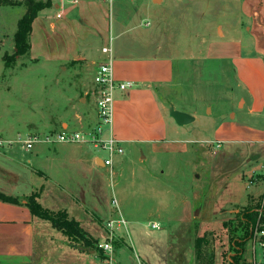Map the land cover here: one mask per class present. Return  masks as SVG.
I'll list each match as a JSON object with an SVG mask.
<instances>
[{"label": "rangeland", "instance_id": "obj_1", "mask_svg": "<svg viewBox=\"0 0 264 264\" xmlns=\"http://www.w3.org/2000/svg\"><path fill=\"white\" fill-rule=\"evenodd\" d=\"M39 1L45 3L48 0ZM110 4L113 46L118 33L120 45L141 48L145 56L173 59L176 82L159 93L160 100L171 124H176L170 117L171 107L195 120L183 128L177 127L178 132L170 131L154 154L146 146H142L144 150L132 151L124 145V154L114 158V191L105 169H98V179L103 174L102 186L93 202L90 198L87 205L57 204L51 197L47 203L41 200L55 212L66 209L70 218L80 223L92 245L70 241L46 222L47 235L37 246L35 264H144L145 241H157L160 232L148 227L149 224L157 221L164 231L167 228L163 224H177L166 221L162 215L174 213L181 201L189 199L191 194L195 206L210 201L209 206L213 208L226 186L232 192L244 190L247 202L249 197L257 198L262 194L257 204L259 212L264 213L263 152L258 153L260 157L250 165H236L232 161L225 162L227 145L217 150L214 160V146L208 145L223 137H243V122L264 128V114L255 122L257 116L249 117L246 110H241L240 101L248 97L237 86L235 69L231 67L227 71L226 64L207 62L208 45L225 32H233L242 21L247 22L241 12L242 0H112ZM20 5L0 6V23L6 21L5 29L2 26L0 29V33L6 35L0 37V135L3 138H15L17 134H54L45 125L34 128L33 123L43 124L46 119L62 116L68 99L76 95L85 104L86 89L81 83L86 80L85 83L91 84L93 77L92 71L86 68L74 72L69 64L49 63L44 57L33 60L30 54L18 57L12 68L5 69L3 57L13 55L15 50L17 19L27 10L23 3ZM119 23L128 28L119 27ZM248 27L247 23L243 31L241 26L243 36H247ZM97 127L98 124L78 133L93 134ZM105 136L108 137L107 133ZM5 145L13 148L21 159L32 156L31 153L39 154L40 158L32 165L43 170L44 178L38 176L42 182L40 187L44 185L52 195L55 187L64 185V176L70 174L67 166L69 148L82 146L91 156L103 161L108 158L104 149L91 143L40 144L29 152L17 144ZM183 146L188 148L187 152L181 149ZM144 155L147 158L142 157ZM259 175L261 181L255 182ZM114 197L119 211L111 204ZM116 215L127 222L130 239L126 242L122 239L121 229H116L113 240L109 239L107 225L117 218ZM226 222L231 236L237 227L238 230H252V238H255L256 229L264 227L260 223L254 227L236 216ZM104 241L112 244V252L106 254L98 249L97 245ZM262 253L258 244L248 245L247 257L251 260L255 255L257 262L262 261ZM157 260H153L155 264H158Z\"/></svg>", "mask_w": 264, "mask_h": 264}, {"label": "crops", "instance_id": "obj_2", "mask_svg": "<svg viewBox=\"0 0 264 264\" xmlns=\"http://www.w3.org/2000/svg\"><path fill=\"white\" fill-rule=\"evenodd\" d=\"M50 2L51 7L41 11L32 24L29 53L31 59L39 60L44 57L49 63L69 64L74 72L78 68H86L92 71L93 77L91 84L88 81L85 83L86 80L81 83L86 89L85 104H82V98L78 100L77 95L71 97L73 99H68L62 116L46 119L43 124L35 122L34 128L38 129L45 125L50 133L55 134L76 133L96 126L98 115L93 78L98 68L111 59L115 80L132 83L133 87L124 92L119 90L115 92L113 124L108 135H112L122 147L126 145L132 148V151L146 146L152 150V154L158 152L168 133L178 132L177 127H180L168 121L167 112L159 95L162 90L172 87L176 82L174 60L167 57L145 56L141 48L120 45L118 33L114 37L116 44L113 46L110 4L112 0H50ZM241 12L247 22L242 21L233 32L228 34L225 32L220 39L212 41L208 45L207 62L226 64L227 71L231 67L235 69L237 86L248 97L240 101L241 110H246L249 117L257 116L256 122L264 114V0H242ZM21 18L17 19V24ZM247 23L248 34L243 36L241 26L244 31ZM5 24V20L1 22L0 29L1 26L5 29ZM118 25L128 28L121 23ZM1 36L6 35L0 33ZM104 48H109L111 54H103ZM232 116L236 119L235 114ZM243 126L245 127L243 137H223L222 140L208 144L214 146L213 160L218 153L217 150L225 145L228 147L224 152L225 162L232 161L236 165H250L260 157L258 153L264 154V128L257 125L248 126L244 122ZM0 136L2 142L14 138ZM64 145L68 144L61 146ZM181 149L188 151L186 146ZM67 151L70 174L64 176V185L59 184L55 187L52 195L44 185L40 187L42 182L39 177L43 179L45 173L32 165L40 158L38 153L34 155L31 153L32 156L21 159L13 148L0 146V193L22 203L9 204L0 201V264H35L37 246L42 237L47 235V223L31 214L24 205L26 198L33 193L41 192L39 202L43 200L47 203L51 197L57 204L87 205L88 198L93 202L101 190L103 174L101 173V179H98V169L100 171L105 169L111 183L114 180L115 163L112 169L104 167L102 159L91 156L82 146L69 148ZM142 157L147 158V155ZM46 179L50 180L48 177ZM260 181L259 175L255 182ZM115 187L116 184L112 183L113 191ZM261 197L262 194L257 198L249 197L247 202L244 190L232 192L229 186H226L222 189L219 200L211 208L210 201L204 202V205L201 203L200 207L195 206L191 194L190 200L181 201L174 213L162 215L166 221H174L177 224L170 226L163 224L167 228L165 231L157 221L148 225L160 232L157 241L146 239V247H143L144 264H155L153 260L157 259L158 264H198L195 239L203 238L207 233L214 235L213 264H232L235 255L233 240L247 239L246 230H233L231 236L224 222L236 216L243 208L255 206ZM50 210L55 212V209ZM155 224L158 226L157 229L152 227ZM121 231L122 239L126 242L127 238L130 239L127 226L121 228ZM248 231L251 232L250 229ZM250 243L256 245L252 236L245 241L244 251L241 253L242 261L246 264L259 263L255 255L252 260L247 257ZM147 260L149 263H146Z\"/></svg>", "mask_w": 264, "mask_h": 264}, {"label": "trees", "instance_id": "obj_3", "mask_svg": "<svg viewBox=\"0 0 264 264\" xmlns=\"http://www.w3.org/2000/svg\"><path fill=\"white\" fill-rule=\"evenodd\" d=\"M21 3H16L11 0H0V6H17ZM26 6V13L19 20L17 24V32L14 35L15 40V50L14 54L9 56L5 55L3 57L5 69H10L13 67L17 58H21L25 55H29L31 44L30 35L32 33V24L38 17L39 13L47 8L51 7V2H41L39 0H27L23 3ZM41 192L33 193L31 196L25 199V206L30 210L31 214L45 222H48L52 228L62 233L66 238L73 242H86L87 246L92 245L89 243L88 238H86V233L82 230L80 223L70 218L67 210H60L57 212L51 211L45 208L40 202ZM0 201L9 204H22L17 199L8 197L0 193ZM236 217L240 218L243 222L252 224L254 227L260 223L264 225V213L259 212V205L249 206L243 208L239 211ZM224 226L229 228L227 222H224ZM237 230V227L234 228ZM246 230V238L249 239L252 236L251 232ZM245 240H233V246L235 248V255L233 257L232 264H246L242 261L241 253L244 251ZM214 235L207 233L203 238L195 239V251L196 260L198 264H213L214 263Z\"/></svg>", "mask_w": 264, "mask_h": 264}, {"label": "built area", "instance_id": "obj_4", "mask_svg": "<svg viewBox=\"0 0 264 264\" xmlns=\"http://www.w3.org/2000/svg\"><path fill=\"white\" fill-rule=\"evenodd\" d=\"M16 3H24L27 0H11ZM103 54L110 55L111 50L109 48H104L102 50ZM112 60H107L102 64L97 73L94 75L93 82L96 86V109L98 115V127L96 133L93 134H82V133H55L47 135H35V134H18L13 140H8L7 142H0V146L5 144L20 145L25 151L34 150L36 145L46 144V145H63V144H93L94 147H101L104 149L108 158L104 160V167L112 169L114 165V158L116 156H121L124 154V149L122 145L112 136L108 135V131L111 132V127L113 124L114 116V94L116 91H126L133 87L132 83H124L115 80L113 76ZM107 133L108 137L105 136ZM119 211L118 202L116 199L112 200L111 203ZM120 214V213H119ZM108 228L110 233L108 234L109 239L113 240L114 232L116 229L125 228L127 222L120 216L108 222ZM153 228H158V226L152 225ZM259 227H261L259 229ZM256 230L255 238H253L255 244H258L262 249V261L256 264H264V227L259 226ZM98 249L109 253L113 251L112 244L109 242H102L97 245ZM111 261V258H109Z\"/></svg>", "mask_w": 264, "mask_h": 264}, {"label": "water", "instance_id": "obj_5", "mask_svg": "<svg viewBox=\"0 0 264 264\" xmlns=\"http://www.w3.org/2000/svg\"><path fill=\"white\" fill-rule=\"evenodd\" d=\"M157 1V0H156ZM170 117L176 122V124L180 127L189 125L194 122V117L189 116L185 113L176 111L173 107L170 108Z\"/></svg>", "mask_w": 264, "mask_h": 264}]
</instances>
